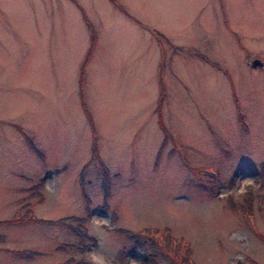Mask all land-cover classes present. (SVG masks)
Here are the masks:
<instances>
[{
	"label": "rangeland",
	"instance_id": "rangeland-1",
	"mask_svg": "<svg viewBox=\"0 0 264 264\" xmlns=\"http://www.w3.org/2000/svg\"><path fill=\"white\" fill-rule=\"evenodd\" d=\"M0 264H264V0H0Z\"/></svg>",
	"mask_w": 264,
	"mask_h": 264
},
{
	"label": "water",
	"instance_id": "water-1",
	"mask_svg": "<svg viewBox=\"0 0 264 264\" xmlns=\"http://www.w3.org/2000/svg\"><path fill=\"white\" fill-rule=\"evenodd\" d=\"M251 64H252V65H260L261 63H260L257 59H253V60L251 61Z\"/></svg>",
	"mask_w": 264,
	"mask_h": 264
},
{
	"label": "trees",
	"instance_id": "trees-1",
	"mask_svg": "<svg viewBox=\"0 0 264 264\" xmlns=\"http://www.w3.org/2000/svg\"><path fill=\"white\" fill-rule=\"evenodd\" d=\"M29 217H31V216H29ZM31 219H32V217H31ZM83 248L85 249V246L84 247H81V250L83 251Z\"/></svg>",
	"mask_w": 264,
	"mask_h": 264
},
{
	"label": "flooded vegetation",
	"instance_id": "flooded-vegetation-1",
	"mask_svg": "<svg viewBox=\"0 0 264 264\" xmlns=\"http://www.w3.org/2000/svg\"><path fill=\"white\" fill-rule=\"evenodd\" d=\"M147 260V259H146Z\"/></svg>",
	"mask_w": 264,
	"mask_h": 264
}]
</instances>
